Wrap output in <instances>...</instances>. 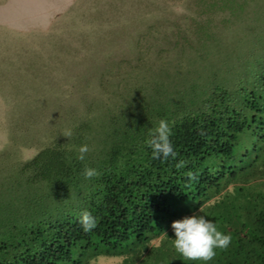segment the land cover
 Listing matches in <instances>:
<instances>
[{
  "label": "trees",
  "instance_id": "trees-1",
  "mask_svg": "<svg viewBox=\"0 0 264 264\" xmlns=\"http://www.w3.org/2000/svg\"><path fill=\"white\" fill-rule=\"evenodd\" d=\"M251 1L185 0L194 16L185 25L187 15H166L177 1L164 0L163 29L149 24L130 33L134 56L107 55L111 65L99 85L114 104L104 113L108 127L96 148L78 159L82 129L94 119H76L71 138L56 129L54 139L0 184V264H92L99 256L121 257L120 264H264V64L251 89L184 81L168 88L176 54H190L193 41L202 47L195 53L204 54L213 35L210 16L240 17ZM138 5L128 6L132 25L144 16ZM70 43L74 53L120 47ZM39 107L30 106L21 119L58 115ZM161 119L169 123L177 153L167 161L153 159L146 143ZM180 161L184 167L177 168ZM85 164L99 175L85 179ZM85 210L97 221L90 232L80 224ZM193 215L231 236L211 261L186 260L173 246V221Z\"/></svg>",
  "mask_w": 264,
  "mask_h": 264
},
{
  "label": "rangeland",
  "instance_id": "rangeland-1",
  "mask_svg": "<svg viewBox=\"0 0 264 264\" xmlns=\"http://www.w3.org/2000/svg\"><path fill=\"white\" fill-rule=\"evenodd\" d=\"M162 1L0 0L2 186L7 184L5 176L15 173L18 163L30 159L42 145L54 139L56 129L61 128L60 135L66 129L72 130L73 124H70L76 119H94L82 133L86 134L84 144L90 150L96 148L108 127L104 113L114 104L113 96L106 94L99 85L100 74L111 65L112 59L107 55L114 53L115 58L134 56L135 39L130 33L146 31L149 24L163 29ZM175 1L177 4L168 8L166 15L169 12H173L172 18L187 15L182 23L189 25L190 17H194L191 10L184 7L185 0ZM132 3L140 4V12L144 13L135 21L136 25L127 21L128 6ZM210 19L213 35L204 54L195 53L194 49H202L196 41L192 43L194 48L190 54H176L171 65L180 70L169 65L173 74L168 88L174 85V89L184 83L209 89L228 85L234 90L253 88L264 64V0L251 1L240 17L216 12ZM68 42H72L73 47L82 43L109 46L118 42L120 47L117 51L110 48L106 54L74 53L66 46ZM103 58L107 60L106 65ZM90 103L92 107L88 110ZM37 105L43 108L41 113L58 114L57 117L54 120L45 115L21 119V115L30 111V106ZM245 147L252 148L250 143ZM2 186L0 190H3ZM121 261L122 258L117 256H99L92 264H120Z\"/></svg>",
  "mask_w": 264,
  "mask_h": 264
},
{
  "label": "clouds",
  "instance_id": "clouds-1",
  "mask_svg": "<svg viewBox=\"0 0 264 264\" xmlns=\"http://www.w3.org/2000/svg\"><path fill=\"white\" fill-rule=\"evenodd\" d=\"M63 135L71 138V129H66ZM170 136L171 128L168 121L161 119L149 133L150 138L146 141L148 147L152 149L153 159L167 161L169 158H176L177 153L171 143ZM89 150L87 144H82L78 149V159L84 161ZM176 167H184V162H178ZM82 175L85 179L90 180L98 176L99 173L95 168L85 164ZM189 178L195 179V176L189 174ZM80 224L85 232H90L97 226V221L91 212L85 210L80 215ZM171 227L175 236L173 240L175 250L189 261H211L216 256V249H226L231 243V236L219 231L216 224L204 216L185 217L173 221Z\"/></svg>",
  "mask_w": 264,
  "mask_h": 264
}]
</instances>
